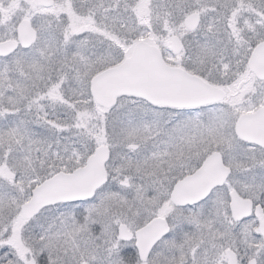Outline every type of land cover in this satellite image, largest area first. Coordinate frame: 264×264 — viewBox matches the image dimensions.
Listing matches in <instances>:
<instances>
[{"label":"snow or ice","instance_id":"1","mask_svg":"<svg viewBox=\"0 0 264 264\" xmlns=\"http://www.w3.org/2000/svg\"><path fill=\"white\" fill-rule=\"evenodd\" d=\"M0 264H264V0H0Z\"/></svg>","mask_w":264,"mask_h":264}]
</instances>
